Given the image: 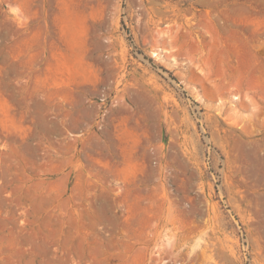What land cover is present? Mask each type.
I'll return each instance as SVG.
<instances>
[{
    "label": "rangeland",
    "instance_id": "374dc122",
    "mask_svg": "<svg viewBox=\"0 0 264 264\" xmlns=\"http://www.w3.org/2000/svg\"><path fill=\"white\" fill-rule=\"evenodd\" d=\"M0 264H264V0H0Z\"/></svg>",
    "mask_w": 264,
    "mask_h": 264
},
{
    "label": "bare ground",
    "instance_id": "6f19581e",
    "mask_svg": "<svg viewBox=\"0 0 264 264\" xmlns=\"http://www.w3.org/2000/svg\"><path fill=\"white\" fill-rule=\"evenodd\" d=\"M168 252H169V250H168Z\"/></svg>",
    "mask_w": 264,
    "mask_h": 264
}]
</instances>
